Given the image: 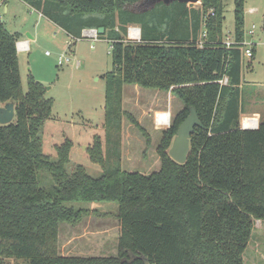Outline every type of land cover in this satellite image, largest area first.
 <instances>
[{
  "label": "trees",
  "instance_id": "obj_1",
  "mask_svg": "<svg viewBox=\"0 0 264 264\" xmlns=\"http://www.w3.org/2000/svg\"><path fill=\"white\" fill-rule=\"evenodd\" d=\"M20 1L74 41L84 30L104 29L97 38L110 43L111 70L103 75L105 149L102 154L94 137L87 152L100 166L97 177L81 165L69 168V139L55 147V157L43 153L53 100L30 75L23 92L17 35L0 21V102L14 104V120L0 126V264H244L254 223L264 220V122L254 130L239 126L244 60L240 48L222 44L223 0H200L199 8L146 6L144 0ZM233 5L232 33L241 41L244 0ZM129 27L139 28L138 41L126 39ZM201 31L206 38L199 49ZM224 76L227 83L220 85ZM124 85L169 92L182 102L161 130L159 168L148 175L121 168L122 118L143 132L122 107ZM190 108L201 127L181 165L168 150ZM99 202L117 206L116 255L57 253L59 225H73L86 212L70 204Z\"/></svg>",
  "mask_w": 264,
  "mask_h": 264
},
{
  "label": "rangeland",
  "instance_id": "obj_2",
  "mask_svg": "<svg viewBox=\"0 0 264 264\" xmlns=\"http://www.w3.org/2000/svg\"><path fill=\"white\" fill-rule=\"evenodd\" d=\"M9 11L3 13L5 28L17 39H25L24 30L34 25L35 19H27L29 10L18 0H7ZM163 4V3H161ZM223 31H233V0H223ZM186 7L191 5L186 4ZM199 8L200 2L192 5ZM254 9V13L249 10ZM37 14H34L36 17ZM264 0H244V40L255 46L254 60L244 59L242 76V109L244 115L258 114V125L264 122ZM45 21V20H44ZM39 27V37L27 53H17L19 74L23 92L28 76H32L45 88V97L53 100L52 117L44 123L42 151L55 157V147L69 139L70 166L81 165L86 172L97 177L100 166L90 162L88 149L94 137H98L102 154L105 149L103 75L111 70L110 43L89 38L72 40L63 33H54V26ZM254 26L253 34L249 35ZM130 28V27H129ZM137 28V27H135ZM19 32L21 36L16 33ZM136 38L137 30L131 31ZM232 35V34H230ZM128 38V34L126 39ZM225 39V38H224ZM75 42V45H72ZM70 45V46H69ZM70 59L68 64L58 65L60 57ZM78 62V63H77ZM122 107L137 121L143 132L126 117L121 126V168L144 175L158 170L156 149L161 130L156 127L155 115L170 112L169 125L174 115L182 108V102L169 92L144 89L136 85H124ZM168 125V126H169ZM147 139L149 143L147 144ZM171 147V146H170ZM74 208L86 209L75 224H60L57 253L74 257H110L116 255L118 222L115 219L117 206L114 203H72ZM69 205V206H70ZM264 257V220L255 221L251 239L244 252V264H255ZM9 264H23L9 260Z\"/></svg>",
  "mask_w": 264,
  "mask_h": 264
},
{
  "label": "built area",
  "instance_id": "obj_3",
  "mask_svg": "<svg viewBox=\"0 0 264 264\" xmlns=\"http://www.w3.org/2000/svg\"><path fill=\"white\" fill-rule=\"evenodd\" d=\"M6 1L7 0H0V21L2 19V15L4 13V9L6 7ZM250 13H254L255 10L254 9H250L249 10ZM212 15V12L211 14ZM254 26L251 27V30L249 32V35L253 34V30ZM137 30V36L136 38L133 37L131 34V31H135ZM127 34H128V40L130 41H138L140 39V30L139 28H135V27H130L127 30ZM232 34V35H230ZM82 38H89L92 41H96L98 40V34L96 33V30H84L82 31ZM206 38V32L205 31H201V35H200V39L196 42V46L199 49H202L205 45V39ZM222 44L226 47V49H232V48H240V50L242 51V58L243 60H250L253 56V47L255 46V44L253 43H245V40L243 38V40L241 41H236L233 37V33L229 32L226 34L225 39L222 40ZM15 50L17 53H27L30 50V46H29V42L27 40H18L15 43ZM70 59L68 58H63L62 56L59 58L58 60V65H62L63 63H69ZM220 85H225L227 83V77L224 76L221 80L218 81ZM5 105V103H1L0 102V107H3ZM165 113L167 114V117L165 116ZM169 120H170V113L169 112H159L155 115V123H156V127L159 129L162 128H166L169 127ZM259 122V121H258ZM258 122L257 124L252 127V128H245L243 127V124L241 122V129H257L258 128ZM1 259V257H0Z\"/></svg>",
  "mask_w": 264,
  "mask_h": 264
},
{
  "label": "water",
  "instance_id": "obj_4",
  "mask_svg": "<svg viewBox=\"0 0 264 264\" xmlns=\"http://www.w3.org/2000/svg\"><path fill=\"white\" fill-rule=\"evenodd\" d=\"M162 2L168 5L173 2H178L181 4L194 5L199 3L200 0H144L142 4L144 5H155ZM1 23H4L1 20ZM264 27V19H263ZM104 29L102 27L96 30L98 35L103 33ZM14 120V104L9 102L5 103L3 107H0V126H6L12 123ZM196 127H201V122L193 108H190L189 115L184 119V121L179 125L176 135L172 140L171 147L168 150V156L172 161L177 164H184L187 160V156L190 150V137L193 134Z\"/></svg>",
  "mask_w": 264,
  "mask_h": 264
},
{
  "label": "crops",
  "instance_id": "obj_5",
  "mask_svg": "<svg viewBox=\"0 0 264 264\" xmlns=\"http://www.w3.org/2000/svg\"><path fill=\"white\" fill-rule=\"evenodd\" d=\"M18 1L23 3L20 0H18ZM23 4L29 10V14L26 15L27 19H24V20L27 21L29 19L30 20L31 19H35L34 25L32 27H29L30 28L29 30H24L25 39H21V40H27L29 42L30 50H31V44L35 43L38 40V37L40 35L39 27L41 25H43V27H48V28H50L49 25H52V26L55 27L54 28V33H55V30H56L57 34L63 33L64 35H66L69 38H71L70 35H68L65 31L60 29L58 26H56L52 21H50L48 18L43 16L41 13L35 11L34 9H31L25 3H23ZM8 9H9L8 1H6V7L4 9V13L8 12L9 11ZM34 14H37V16L34 17ZM16 33H18L21 36V34L19 32H16ZM71 39H73V38H71ZM72 45H75V42H72ZM254 52H255V50H254ZM66 64H68V63H66ZM257 122H258V114H254L253 116L246 115V117L244 115L242 116V124H243V127H245V128H252V127H254L257 124ZM262 258L263 259H261V260H257L255 262V264H264V257H262Z\"/></svg>",
  "mask_w": 264,
  "mask_h": 264
},
{
  "label": "bare ground",
  "instance_id": "obj_6",
  "mask_svg": "<svg viewBox=\"0 0 264 264\" xmlns=\"http://www.w3.org/2000/svg\"><path fill=\"white\" fill-rule=\"evenodd\" d=\"M198 4V3H197ZM132 35V34H131ZM165 116L167 117V114L165 113Z\"/></svg>",
  "mask_w": 264,
  "mask_h": 264
}]
</instances>
